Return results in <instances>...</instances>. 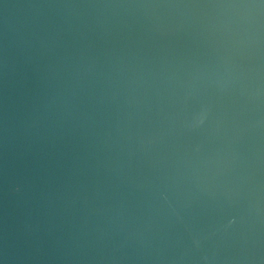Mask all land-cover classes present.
<instances>
[{"label":"water","instance_id":"95a60500","mask_svg":"<svg viewBox=\"0 0 264 264\" xmlns=\"http://www.w3.org/2000/svg\"><path fill=\"white\" fill-rule=\"evenodd\" d=\"M0 264H264V0H0Z\"/></svg>","mask_w":264,"mask_h":264}]
</instances>
